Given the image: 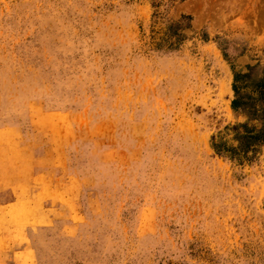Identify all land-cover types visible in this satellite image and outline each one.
<instances>
[{
    "label": "rangeland",
    "instance_id": "374dc122",
    "mask_svg": "<svg viewBox=\"0 0 264 264\" xmlns=\"http://www.w3.org/2000/svg\"><path fill=\"white\" fill-rule=\"evenodd\" d=\"M263 68L264 0H0V264H264Z\"/></svg>",
    "mask_w": 264,
    "mask_h": 264
},
{
    "label": "trees",
    "instance_id": "16d2710c",
    "mask_svg": "<svg viewBox=\"0 0 264 264\" xmlns=\"http://www.w3.org/2000/svg\"><path fill=\"white\" fill-rule=\"evenodd\" d=\"M254 69L255 66H248L246 73L235 72L234 82L249 80ZM234 91L237 96L232 102V107L234 110H242L247 120L238 123L233 128L237 145L228 147L227 151L230 157L242 160L247 157L249 152L264 144V68L261 77L254 81L253 90L250 94L247 96L239 95L236 84H234ZM254 121L259 124V127L252 123Z\"/></svg>",
    "mask_w": 264,
    "mask_h": 264
},
{
    "label": "bare ground",
    "instance_id": "6f19581e",
    "mask_svg": "<svg viewBox=\"0 0 264 264\" xmlns=\"http://www.w3.org/2000/svg\"><path fill=\"white\" fill-rule=\"evenodd\" d=\"M220 88H221V87H220ZM226 89H227V88H226ZM228 90H229V89H228ZM228 90H227V91H228ZM222 100H223V99H222ZM80 122H81V121H80ZM9 152H10V151H9ZM13 153H14V152H13ZM10 156H11V155H10ZM242 211H243V210H242Z\"/></svg>",
    "mask_w": 264,
    "mask_h": 264
}]
</instances>
